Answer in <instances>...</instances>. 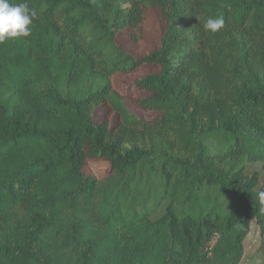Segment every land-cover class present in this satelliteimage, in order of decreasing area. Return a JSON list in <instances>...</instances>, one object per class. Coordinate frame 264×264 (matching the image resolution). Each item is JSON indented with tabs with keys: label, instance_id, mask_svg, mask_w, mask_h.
Returning a JSON list of instances; mask_svg holds the SVG:
<instances>
[{
	"label": "trees",
	"instance_id": "trees-1",
	"mask_svg": "<svg viewBox=\"0 0 264 264\" xmlns=\"http://www.w3.org/2000/svg\"><path fill=\"white\" fill-rule=\"evenodd\" d=\"M27 2L31 35L0 44V264H241L253 222L264 255V0ZM152 9L137 57L118 34Z\"/></svg>",
	"mask_w": 264,
	"mask_h": 264
},
{
	"label": "rangeland",
	"instance_id": "rangeland-1",
	"mask_svg": "<svg viewBox=\"0 0 264 264\" xmlns=\"http://www.w3.org/2000/svg\"><path fill=\"white\" fill-rule=\"evenodd\" d=\"M165 19L159 16L155 10H151L145 22V37L141 42H134L128 33L120 32L118 34V41L126 47L129 51L134 53L137 57H141L146 52L152 50L159 44L160 36L165 30ZM160 66L154 63H145L136 72L125 73L119 72L114 75V83L121 90L132 91L135 88L134 80L147 72L157 71ZM139 93H146L147 90L142 89ZM128 104L143 118H151L158 111L147 110L138 106L130 97L127 100ZM107 114L105 106L100 105L96 108L95 119L97 121L103 120ZM117 119V115H110V122L113 124ZM84 169L87 173L94 174L98 177H103L109 171L108 161L104 159L90 158L86 161ZM264 186V169L261 170V183ZM261 244V236L258 228L254 222L252 224L250 233L245 238V255L241 264H264V255L259 250Z\"/></svg>",
	"mask_w": 264,
	"mask_h": 264
},
{
	"label": "clouds",
	"instance_id": "clouds-1",
	"mask_svg": "<svg viewBox=\"0 0 264 264\" xmlns=\"http://www.w3.org/2000/svg\"><path fill=\"white\" fill-rule=\"evenodd\" d=\"M37 13L29 8L27 0L20 3H10V0H0V44L6 40L31 35V27ZM199 19V17H198ZM222 17H209L203 27L206 32L215 33L224 26ZM261 201H264V191L258 193Z\"/></svg>",
	"mask_w": 264,
	"mask_h": 264
}]
</instances>
